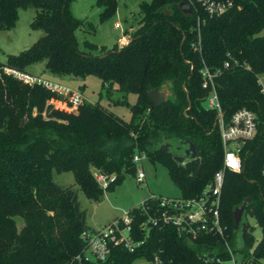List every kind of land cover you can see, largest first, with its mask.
<instances>
[{"label": "trees", "instance_id": "16d2710c", "mask_svg": "<svg viewBox=\"0 0 264 264\" xmlns=\"http://www.w3.org/2000/svg\"><path fill=\"white\" fill-rule=\"evenodd\" d=\"M70 1L0 0V30L14 23L18 9L30 6L34 15L29 26L42 32L27 48L7 54L0 67L28 73L26 67L41 62L59 79L91 75L105 91L133 93L135 101L127 121L86 100L70 111L61 106L68 105L66 97L0 72V264H67L81 251L80 234L90 228L85 212L71 186L52 182V171L70 172L84 197L98 201L132 165V154L144 152L148 161L166 168L179 196H197L220 169L222 157L213 126L215 110L202 106L207 95L201 87L202 65L214 73L222 120L227 122L241 107L251 110L256 120L255 134L238 147L240 171H223L218 214L224 239L207 235L187 241L170 227L147 232L136 228L135 237L143 241L134 251L111 246L104 260L83 264H132L149 261L154 254L160 264H202L208 252L226 258L224 242L238 253L240 264H262L264 96L255 79L264 73V0H230V7L213 16L195 3L182 10L184 0L140 1L128 41L99 55L89 53L93 46L87 42V50L77 48L73 31L84 21L71 15ZM95 3L102 6L99 20L114 12L115 0ZM166 84L170 96L152 104L147 91ZM172 140L191 143L194 157L183 164L175 161L180 151L160 148ZM91 169L113 175L112 181L101 188ZM244 198L249 200L240 238L232 211ZM246 216L260 230L255 243ZM15 218L21 220L19 227Z\"/></svg>", "mask_w": 264, "mask_h": 264}, {"label": "built area", "instance_id": "2783aa9c", "mask_svg": "<svg viewBox=\"0 0 264 264\" xmlns=\"http://www.w3.org/2000/svg\"><path fill=\"white\" fill-rule=\"evenodd\" d=\"M188 5L198 4L208 15H219L231 6L230 0H184ZM226 66V63L223 64ZM244 65V64H243ZM0 72L10 75L26 84H37L55 94L66 97L68 105H61L70 111H74L81 101L78 92L63 84L50 81L39 76L20 72L6 66L0 67ZM202 78L201 87L207 89L204 99L205 107L215 110V125L218 129L219 140L222 148L221 167L216 170L211 180L201 189L197 196L183 198L181 196L160 197L149 195L145 199L122 211L102 226L90 227L80 234L83 247L67 264H83L84 262H97L104 260L111 246H121L128 252H132L142 244V238L135 237L136 228L147 232L151 228L170 227L176 234L187 241L196 240L207 235H217L224 239V226L219 220L220 188L223 181V171L239 172L241 161L238 155L239 144L253 137L256 130L255 114L246 108L236 109L227 122L222 120L216 94L213 88L211 73L205 65L199 70ZM255 82L259 92L264 96V73L256 75ZM52 105L55 102L48 101ZM146 158L144 152L135 151L131 156V166L141 159ZM184 160L180 161L183 164ZM135 167V166H134ZM93 176L99 185L104 188L113 179V175H103L93 172ZM136 182L144 179L142 170L135 167L133 176ZM132 209H136L134 213ZM137 225L132 222L138 219ZM227 257L222 258L214 252H208L202 258V264H240L232 250L224 242ZM208 254H211L208 256ZM156 254L149 261H134L132 264H160Z\"/></svg>", "mask_w": 264, "mask_h": 264}, {"label": "rangeland", "instance_id": "374dc122", "mask_svg": "<svg viewBox=\"0 0 264 264\" xmlns=\"http://www.w3.org/2000/svg\"><path fill=\"white\" fill-rule=\"evenodd\" d=\"M140 1L146 0H115L114 12L103 20H99L102 6L97 5L95 0L70 1L68 9L71 15L84 21L82 26L73 31L77 48L79 50H87L83 45L84 42H87L93 46L88 50L91 55H99L115 45L119 48L117 43L122 33H125L126 39H129V35L136 27L135 20L138 17V3ZM33 15V7L18 9L14 23L0 30V62L4 61L7 54L18 53L41 36L42 32L40 30L29 26ZM26 70L29 74L65 85L78 92L80 100L97 103L124 121L130 118L129 107L135 101L133 93H122L116 88L105 91L101 88L99 79L91 75L83 78L64 76L59 79L45 71L41 62L29 65ZM202 106H205L204 101ZM32 113H34V110ZM171 143L173 146L176 145L175 140H172ZM134 166L144 173V179L141 182H136L133 177L123 174L120 180L113 184L111 189L103 190L102 197L98 201H91L84 197L73 183L70 172L52 171L51 180L58 186H71L75 190L79 208L84 210L85 223L89 227L106 224L122 211L139 204L150 194L160 197L180 195L179 190L169 179L166 168L162 164L150 162L143 158L136 162ZM91 170L95 172L93 169ZM245 219L251 228L255 243L260 237V230L251 217L246 216ZM15 224L19 227L21 220L15 218ZM234 255L239 259L237 252H234ZM260 262L264 264V259ZM244 264L252 263L246 262Z\"/></svg>", "mask_w": 264, "mask_h": 264}, {"label": "water", "instance_id": "95a60500", "mask_svg": "<svg viewBox=\"0 0 264 264\" xmlns=\"http://www.w3.org/2000/svg\"><path fill=\"white\" fill-rule=\"evenodd\" d=\"M180 8L182 10H188V4L185 2H182L180 4ZM168 85V84H166ZM166 85L161 86L159 89H149L147 91V97L148 99L152 102V104L154 105H158L161 102L165 101L169 96H170V91H169V86L166 87ZM215 119L214 118V123L213 126L215 125ZM164 139H168L166 136L164 137ZM177 146L174 149L179 150L180 154L178 155H174V160L177 162H180L186 158H192L195 155V148L194 146L187 142V141H179L177 144ZM168 147L169 144L167 142H164L160 145V148L164 151H168ZM175 150V151H176ZM168 153H171V151H168ZM135 173V167L134 166H130L129 168H127L126 170H124V174L128 175L130 177H133ZM249 198H244L241 203L237 206H235L233 208L232 211V220H233V224H234V229H239V233H240V238L243 237L244 234V230H245V222L243 220V211L245 208V204L248 202ZM211 254H208V256H210ZM137 264H146V263H137Z\"/></svg>", "mask_w": 264, "mask_h": 264}, {"label": "crops", "instance_id": "0c3cea01", "mask_svg": "<svg viewBox=\"0 0 264 264\" xmlns=\"http://www.w3.org/2000/svg\"><path fill=\"white\" fill-rule=\"evenodd\" d=\"M124 35H122L119 39H118V47H120V46H122V45H124L127 41H128V39H126V37H125V33H123Z\"/></svg>", "mask_w": 264, "mask_h": 264}, {"label": "flooded vegetation", "instance_id": "af4514ba", "mask_svg": "<svg viewBox=\"0 0 264 264\" xmlns=\"http://www.w3.org/2000/svg\"><path fill=\"white\" fill-rule=\"evenodd\" d=\"M169 144V147H168V151H172L173 148H175L177 145L173 146L172 143L170 142H167ZM176 150V149H174ZM176 151H179V150H176Z\"/></svg>", "mask_w": 264, "mask_h": 264}]
</instances>
